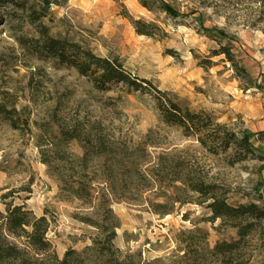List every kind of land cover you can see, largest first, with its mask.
Returning <instances> with one entry per match:
<instances>
[{
    "label": "rangeland",
    "instance_id": "1",
    "mask_svg": "<svg viewBox=\"0 0 264 264\" xmlns=\"http://www.w3.org/2000/svg\"><path fill=\"white\" fill-rule=\"evenodd\" d=\"M49 2H0V212L22 206L48 222L45 252L14 239L29 264L69 250L78 264H264V217L212 220L210 197L191 190L264 210V6L172 0L174 20L139 0ZM40 28L117 62L138 87L102 90L44 54ZM222 46L250 81L216 55ZM168 100L209 125L166 123ZM245 134L253 152L236 142ZM93 241L108 255L85 252Z\"/></svg>",
    "mask_w": 264,
    "mask_h": 264
},
{
    "label": "trees",
    "instance_id": "2",
    "mask_svg": "<svg viewBox=\"0 0 264 264\" xmlns=\"http://www.w3.org/2000/svg\"><path fill=\"white\" fill-rule=\"evenodd\" d=\"M252 1L264 6V0ZM0 2H3V0H0ZM149 2H152L160 12L169 18L174 20L181 18V14L173 6L172 0H139L143 8L151 11L152 8ZM43 4L47 6L50 2L49 0H43ZM132 24L138 35L146 37H152L153 34L150 29L156 28L154 24L143 23L140 20H135ZM202 29L209 35L213 33L210 30ZM39 35L40 38L34 41L44 54L55 57L62 63L72 65L82 75L94 77L97 85L102 90L109 89V84L117 83H125L130 87H138L137 82L135 80H129L128 75L117 62L95 56L90 51L84 50L75 44L49 37L44 28H40ZM216 36L221 39L228 38L221 32H218ZM216 55H223L224 59L231 63L236 75L250 81L246 70L237 64L234 56L227 47L222 46ZM255 87L258 88V86ZM168 108V110H164L165 113L163 112L164 121L171 125H178L184 131H189V124L195 126V129L198 131L205 129L209 125H200V119L197 115L181 110L169 100ZM6 111L5 105L3 102H0V114L5 115ZM11 111L12 113H17L14 107ZM248 138L249 136L245 134L241 140H237L236 142L243 149L253 152L248 144ZM229 141H233L232 136L226 137V142ZM191 190L197 193L200 198L210 197L207 208L211 213L212 220L233 219L235 221L245 216L253 219L264 217V210H260L254 205L248 207H232L228 205L226 200L213 194V188L210 186L195 184ZM5 198L6 196H3V199ZM47 230L48 222L45 217L35 218L31 215V212L24 211L22 206L13 208L6 206L5 212H0V264H29V261L23 255V250L19 248L14 239H23L26 247L31 248L35 252H45L50 247V244L46 240ZM114 235L112 233L106 238L110 245L115 237ZM244 235V232L243 234L242 232L239 233L241 237ZM85 252H95L102 256H107L109 250L103 247L98 248L97 242L93 241L91 246L86 247ZM83 260L84 256L82 257L81 254H78L74 250H69L61 261L56 260V264H78L83 263Z\"/></svg>",
    "mask_w": 264,
    "mask_h": 264
}]
</instances>
